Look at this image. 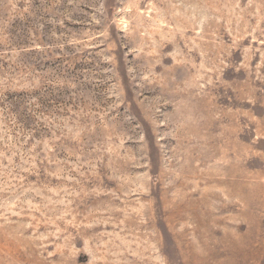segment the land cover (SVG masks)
Returning <instances> with one entry per match:
<instances>
[{
  "label": "rangeland",
  "instance_id": "obj_1",
  "mask_svg": "<svg viewBox=\"0 0 264 264\" xmlns=\"http://www.w3.org/2000/svg\"><path fill=\"white\" fill-rule=\"evenodd\" d=\"M0 264H264V0H0Z\"/></svg>",
  "mask_w": 264,
  "mask_h": 264
}]
</instances>
